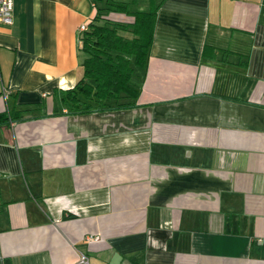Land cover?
Returning <instances> with one entry per match:
<instances>
[{"label": "crops", "instance_id": "1", "mask_svg": "<svg viewBox=\"0 0 264 264\" xmlns=\"http://www.w3.org/2000/svg\"><path fill=\"white\" fill-rule=\"evenodd\" d=\"M110 1L155 10L124 107L64 99L104 0L0 24V264H264V0Z\"/></svg>", "mask_w": 264, "mask_h": 264}, {"label": "trees", "instance_id": "2", "mask_svg": "<svg viewBox=\"0 0 264 264\" xmlns=\"http://www.w3.org/2000/svg\"><path fill=\"white\" fill-rule=\"evenodd\" d=\"M111 11L129 13L125 3L104 0L79 37L82 76L65 91L66 105L76 111L133 104L139 89L132 83L134 66L144 67L149 57L155 10L133 12L131 23L106 18Z\"/></svg>", "mask_w": 264, "mask_h": 264}, {"label": "built area", "instance_id": "3", "mask_svg": "<svg viewBox=\"0 0 264 264\" xmlns=\"http://www.w3.org/2000/svg\"><path fill=\"white\" fill-rule=\"evenodd\" d=\"M13 22V0H0V24L10 25ZM89 22L80 24L78 31L80 33L87 30ZM95 237L94 239H97ZM74 264H91L88 255L84 252H79Z\"/></svg>", "mask_w": 264, "mask_h": 264}, {"label": "rangeland", "instance_id": "4", "mask_svg": "<svg viewBox=\"0 0 264 264\" xmlns=\"http://www.w3.org/2000/svg\"><path fill=\"white\" fill-rule=\"evenodd\" d=\"M128 1V0H127ZM140 9V8H139Z\"/></svg>", "mask_w": 264, "mask_h": 264}]
</instances>
